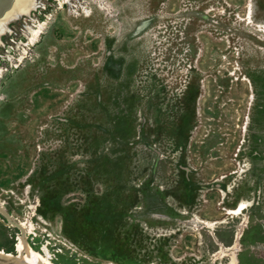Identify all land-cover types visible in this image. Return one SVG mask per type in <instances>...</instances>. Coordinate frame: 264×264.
Masks as SVG:
<instances>
[{
    "label": "rangeland",
    "instance_id": "1",
    "mask_svg": "<svg viewBox=\"0 0 264 264\" xmlns=\"http://www.w3.org/2000/svg\"><path fill=\"white\" fill-rule=\"evenodd\" d=\"M36 2L0 39V250L29 220L58 264H264V0Z\"/></svg>",
    "mask_w": 264,
    "mask_h": 264
},
{
    "label": "bare ground",
    "instance_id": "2",
    "mask_svg": "<svg viewBox=\"0 0 264 264\" xmlns=\"http://www.w3.org/2000/svg\"><path fill=\"white\" fill-rule=\"evenodd\" d=\"M64 1L67 2L69 0ZM37 7L36 0H0V39L9 32V24L11 22L19 20L22 16H27L30 12L36 10ZM27 29L29 32L28 44L33 45L41 34L40 27H27ZM244 208L245 206L241 203L238 210L241 211ZM19 228L21 229V234L17 235L14 253L0 250V257L3 260L10 264H58L53 262L52 254L46 244L36 250L29 243L27 234H31L32 230L29 220L19 222ZM231 256V264H238L234 253Z\"/></svg>",
    "mask_w": 264,
    "mask_h": 264
},
{
    "label": "water",
    "instance_id": "3",
    "mask_svg": "<svg viewBox=\"0 0 264 264\" xmlns=\"http://www.w3.org/2000/svg\"><path fill=\"white\" fill-rule=\"evenodd\" d=\"M1 258V257H0ZM2 259V258H1Z\"/></svg>",
    "mask_w": 264,
    "mask_h": 264
}]
</instances>
